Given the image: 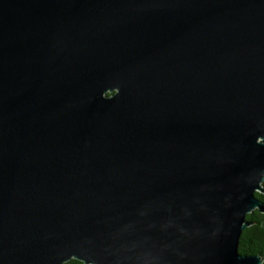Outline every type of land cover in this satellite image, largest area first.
Instances as JSON below:
<instances>
[{"label": "water", "instance_id": "95a60500", "mask_svg": "<svg viewBox=\"0 0 264 264\" xmlns=\"http://www.w3.org/2000/svg\"><path fill=\"white\" fill-rule=\"evenodd\" d=\"M263 183L264 0H0V264H262Z\"/></svg>", "mask_w": 264, "mask_h": 264}, {"label": "trees", "instance_id": "16d2710c", "mask_svg": "<svg viewBox=\"0 0 264 264\" xmlns=\"http://www.w3.org/2000/svg\"><path fill=\"white\" fill-rule=\"evenodd\" d=\"M264 187V183H263ZM258 199L264 202V195L261 193L255 194ZM247 221L252 222V225L241 234L239 240L238 252L240 255H257L260 256L264 264V229L262 228V222L264 221V215L258 210L247 215ZM65 264H84L77 260H70Z\"/></svg>", "mask_w": 264, "mask_h": 264}]
</instances>
